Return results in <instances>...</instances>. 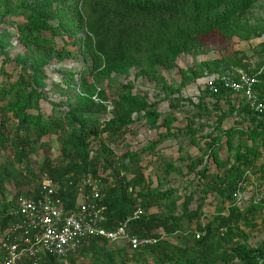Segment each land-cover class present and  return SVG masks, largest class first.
Segmentation results:
<instances>
[{
  "label": "rangeland",
  "instance_id": "rangeland-1",
  "mask_svg": "<svg viewBox=\"0 0 264 264\" xmlns=\"http://www.w3.org/2000/svg\"><path fill=\"white\" fill-rule=\"evenodd\" d=\"M84 1L0 0V21L5 8L14 12L22 6L51 3L56 15L48 23L55 29L60 27L58 32L61 35L51 36L50 32L39 35L40 39L48 40L45 53L52 52L53 55L36 73L35 85L31 83L30 89L35 90L37 99L27 113L46 121L63 119L69 112L80 111L89 119L90 127L101 129L112 118V112L118 105L116 95L129 93L130 96L145 98L157 115L154 124L143 113H132L131 123L120 137L108 138L103 134L89 143L91 157L97 154L100 159L98 176L114 183L121 177L132 178L131 169H134L143 175L151 190L169 193L168 199L157 201L148 211L136 205L141 214L147 216L165 218L172 214L181 219L180 226L172 234H165L160 229L156 231L160 243L180 249L190 248L196 234L202 233L207 224L219 229L217 222L220 218L236 212L238 218L230 225L234 238L228 242V248L242 245L264 254V142L255 145L258 140L235 135L231 147L227 145L228 138L222 131H250L255 124L250 123L243 113L235 114L236 105L238 110L246 111L244 99L218 98L208 94L203 80L205 73L216 75L226 70H243L254 75L262 69L264 0H258L244 11L229 13L233 36L228 43L219 45L209 43L212 39L206 40L198 50L189 48L168 67H158L150 61L156 58L149 57V60L142 56V63L149 60L144 66L134 62L126 71L112 73L96 87L90 71L94 59L83 43V21L87 12ZM22 22L21 17L15 16L11 19L6 17L0 23V93L5 91L4 99L8 102L15 100L14 91L17 90L15 82L19 69L15 63H23L33 69L32 63L23 61L25 49L16 35L15 26ZM232 55L240 59V65L226 66L215 62ZM203 63L210 65L203 67ZM155 68L156 71L150 70ZM192 73L200 77L193 81ZM263 76L258 77L259 94H264ZM16 98H21L18 92ZM1 105L4 103L0 101ZM4 113L0 111V122ZM220 118L223 119L221 130L216 131ZM59 137L58 133H50L41 139L48 144L50 151L47 154L53 160L60 155ZM214 140H218L213 153L215 157L209 156L208 146ZM254 149L260 153L258 158H253L251 151ZM44 150L40 149L30 157L34 172L39 169ZM124 154H128L130 160L126 163V171L118 163V158ZM237 157L249 159V162L236 166ZM4 158L10 160L8 148L0 151V161ZM222 163L223 167L220 166ZM234 167L239 169L241 179L234 191L228 192L221 181L226 177L225 172ZM14 169L19 170L21 166L15 165ZM26 175V182L12 180L20 185L22 193L34 187ZM13 182L0 188V202L10 201L16 195L17 188ZM185 200H188L186 205ZM224 233L223 228L219 229V236L214 235L215 241ZM103 243L106 242L98 246ZM103 249L98 255L94 252L78 253L72 256V260L74 264H109L110 260L111 264H183L163 259L165 252L163 254L164 250L156 247L155 243L142 247L135 254L129 253L123 244H107ZM120 249H124L123 253H116ZM110 251H114L112 258ZM261 257L258 264H263L264 255ZM216 264L226 263L216 261ZM229 264L241 263L234 261Z\"/></svg>",
  "mask_w": 264,
  "mask_h": 264
},
{
  "label": "trees",
  "instance_id": "trees-1",
  "mask_svg": "<svg viewBox=\"0 0 264 264\" xmlns=\"http://www.w3.org/2000/svg\"><path fill=\"white\" fill-rule=\"evenodd\" d=\"M257 1L85 0L84 7L87 12L83 21V43L87 46V52L94 59L90 71L92 79L95 80V87L100 86L103 80L112 73L126 71L134 62H140L144 66L149 62V57L156 58L150 61L158 67H168L189 48L198 50L205 45L206 40L209 42L212 39L209 43L219 45L228 43L233 36L229 13L240 9L243 11L249 9ZM55 15L51 3L36 7L22 6L14 12L5 8L2 13L0 23L6 17L11 19L18 16L23 19L22 23L15 26L16 35L25 49L23 61L32 63L33 69L27 68L26 64L15 63L19 69L15 82L17 86V90L14 91L15 100L5 101V91L2 90L0 93V101L4 103L0 106V111L5 112L0 122V151L6 150V148L10 150V160L4 158L3 161H0V188L7 183H12L13 179L26 182V174L30 179L28 182L30 185L34 183V187L32 190L22 193L20 185L13 182V186L17 188L16 195L10 201L0 202V234L8 225L18 220L15 210L16 197L35 198L37 196L41 175H46L53 184L58 186L57 191L66 210L74 208L75 188L83 178L99 179L106 186L101 204L107 208V222L104 227L109 230L132 217L138 209L136 205L144 211H148L157 201L160 202L170 197L168 192L151 190L143 175L134 169H131L133 177L130 179L121 177L112 183L109 179L100 178L97 171L100 159L97 154L91 157V152L88 150L89 143L103 134L108 135V138L120 137L126 126L131 123L132 113L139 115L143 113L149 122L154 124V118L157 115L152 111L153 105L148 103L145 98L130 96L129 93L116 95L118 105L112 112V118L101 129L96 126L90 127L89 119L85 118L80 111L67 113L63 117L64 120L55 118L46 121H43L39 116L27 113L28 109L33 107L32 104L35 105L34 101L37 99L35 90L30 89L31 83L35 85L38 76L36 73L46 66V62L53 55L52 52L45 53L44 48L48 40L40 39L39 35L45 32H50L51 36L61 35L58 32L60 27L55 29L48 23L55 18ZM142 56L149 60L142 63L140 58ZM215 62L226 66L240 65V59H237L235 55L222 57ZM208 65L210 63H203L201 66L208 67ZM156 68L150 70L156 71ZM199 77L200 75L192 73L193 81ZM262 78L264 79V76ZM258 89L259 87L256 86L254 91L263 97L264 94H259ZM17 92L21 98H16ZM212 95L218 96V98L230 96L221 87L218 88V93ZM242 113L250 123L255 124V127L244 132L233 129L222 131L228 138L227 145L231 147L235 135H239L241 138L246 137L248 140H258L259 143H255V145L263 143V119L250 115L247 109L246 111L235 110V114ZM8 114H11L10 117H7ZM222 120L218 119L216 131L221 130ZM50 133L60 135V155L56 160L51 159L47 154L50 151L48 144L41 141L44 136ZM208 146L209 156L215 157L216 155L213 153L218 146V140H214ZM40 149H45L43 159L38 171L34 172L30 157ZM251 152L253 158L260 156V153L255 149ZM236 161V166H239V164L248 163L249 159L237 157ZM127 162L130 163L128 154L118 158V163L124 171L128 169ZM15 165L21 166V169L15 170ZM220 166L223 167V163ZM24 175L26 176L24 177ZM225 176L221 183L227 186L228 192H233L241 179V173L237 167H234L227 170ZM187 201L185 200L184 205L187 204ZM237 218L238 213L236 212L229 214L226 218H220L217 222L218 228H223L225 233L217 241H215L214 235H218L219 229H215L210 223L207 224L203 228V236L194 239L193 246L187 249L172 247L160 243L158 240L157 230L160 229L165 234H172L180 226L181 219L172 214L165 218L158 215L141 214L137 220L130 221L128 226L132 236L140 240H156L155 246L164 250L163 259L167 261L182 262L183 264H216V261L226 264L234 261L241 264H258L262 259L261 256L264 255L263 252L242 245L228 248V242L234 238L230 225ZM98 245L99 242L93 240L78 253L102 254L103 248H106L107 244L103 243L101 247ZM123 251L124 249H120L116 253L122 254ZM138 252L140 250L135 253ZM113 254L114 251H110V258ZM72 258L66 259L67 264H74ZM111 263L110 260L109 264ZM46 264H65V262L50 258L46 259Z\"/></svg>",
  "mask_w": 264,
  "mask_h": 264
},
{
  "label": "built area",
  "instance_id": "built-area-1",
  "mask_svg": "<svg viewBox=\"0 0 264 264\" xmlns=\"http://www.w3.org/2000/svg\"><path fill=\"white\" fill-rule=\"evenodd\" d=\"M262 74L264 65L254 75L243 70H226L216 75L205 73L203 80L208 94L218 93L221 87L230 97L244 99L250 115L258 116L264 122V96L260 97L254 91ZM235 108L238 110L239 106ZM105 188L99 179L83 178L75 188L74 208L66 210L58 186L46 175H41L35 198L16 197L18 220L0 236V264H46V259L50 258L66 262L93 240L115 246L123 244L129 253L156 243L154 239L140 240L130 234L128 224L139 218V209L116 228L104 227L107 208L101 201ZM201 236L203 233H198L195 238Z\"/></svg>",
  "mask_w": 264,
  "mask_h": 264
},
{
  "label": "clouds",
  "instance_id": "clouds-1",
  "mask_svg": "<svg viewBox=\"0 0 264 264\" xmlns=\"http://www.w3.org/2000/svg\"><path fill=\"white\" fill-rule=\"evenodd\" d=\"M8 226H9V225H8ZM3 231H4V230H3ZM3 231H2V233H3ZM2 233L0 234V236L2 235ZM202 233H203V232H202ZM78 252H80V250H79ZM78 252H77V253H78ZM77 253H76V254H77ZM65 264H67V262H65Z\"/></svg>",
  "mask_w": 264,
  "mask_h": 264
}]
</instances>
